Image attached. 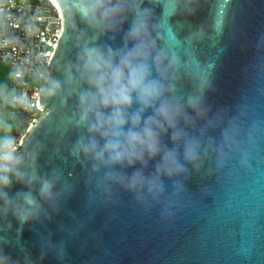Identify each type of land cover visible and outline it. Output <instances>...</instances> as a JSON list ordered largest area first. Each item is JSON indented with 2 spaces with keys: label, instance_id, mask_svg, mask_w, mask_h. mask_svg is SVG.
I'll return each mask as SVG.
<instances>
[{
  "label": "clouds",
  "instance_id": "1",
  "mask_svg": "<svg viewBox=\"0 0 264 264\" xmlns=\"http://www.w3.org/2000/svg\"><path fill=\"white\" fill-rule=\"evenodd\" d=\"M199 3L59 0L61 30L66 29L68 36L64 47L70 45L75 58L49 69L51 54L30 49L12 64L11 84H0V108L4 110L0 112V264H35L25 249L20 250L22 261H13L5 253L8 234L13 231L9 217L15 220L19 235L26 226L50 220V213L59 214L62 201L72 191L59 169L41 175L38 154L43 145L37 142L21 151L11 134L9 113L34 110V98L26 91L27 79L38 85L42 102H58L61 109L72 104L61 136L69 129L77 133L68 152L94 188L92 202L99 199L104 206H115L117 195L123 192L148 214L169 195L166 181L171 183L173 197L185 193L183 181L189 178L190 169L199 173L211 165L207 173L216 176L234 162L238 172L251 170L259 125L253 124L242 138L238 109L235 115L227 110L212 113L206 94L212 88L214 65L201 64L193 54L196 43L206 36L216 41L221 24L214 26L211 35L200 29L183 43L169 26L177 14L194 15ZM156 6L163 9L159 20L154 14ZM39 24L38 13L19 19L5 16L0 20V49L23 51L16 31L32 40L40 33ZM53 68L62 78L53 76ZM183 78L193 82L187 95L179 87ZM14 184L24 190L10 196ZM160 216L172 219L171 203L160 207ZM49 252L60 262L65 258L62 244L42 239L40 259Z\"/></svg>",
  "mask_w": 264,
  "mask_h": 264
},
{
  "label": "water",
  "instance_id": "2",
  "mask_svg": "<svg viewBox=\"0 0 264 264\" xmlns=\"http://www.w3.org/2000/svg\"><path fill=\"white\" fill-rule=\"evenodd\" d=\"M154 14L161 19L162 7L156 6ZM217 23L222 30L216 41L206 36L193 54L201 64L214 65L206 94L212 113L227 110L235 115L238 109L242 138L253 124L259 125L251 170L238 172L234 162L216 176L207 173L211 165L199 173L190 169L183 181L185 193L173 197L166 181L169 195L148 214L123 192L115 206L92 202L94 188L68 152L77 133L69 129L61 136L72 104L61 109L58 102L46 104L39 98L40 108L48 111L26 136L22 151L37 142L43 145L38 154L41 175L59 169L72 191L59 214L50 213V220L26 226L19 235L9 217L13 231L4 251L13 261H22L20 250L25 249L35 264H264V0H200L194 15L177 14L169 20L181 43L200 29L211 35ZM67 41L65 29L49 67L75 58V50L64 47ZM120 42L118 37L116 44ZM181 57L186 59L183 50ZM54 68L53 76L62 78ZM179 87L187 95L193 82L183 78ZM22 190L14 184L9 195ZM169 203L173 217L162 220L160 207ZM45 238L63 245L62 262L51 252L40 259Z\"/></svg>",
  "mask_w": 264,
  "mask_h": 264
},
{
  "label": "built area",
  "instance_id": "3",
  "mask_svg": "<svg viewBox=\"0 0 264 264\" xmlns=\"http://www.w3.org/2000/svg\"><path fill=\"white\" fill-rule=\"evenodd\" d=\"M37 13L40 17V33L37 37L32 40H25L21 31H16L15 33L24 43L23 51L20 49L13 51L11 48L0 49V66L7 67L9 72L12 64L19 62L30 49L50 53V64L64 32L61 30L64 27L63 14L52 0H0V20L5 16L19 19L20 17L36 15ZM5 56L8 57L7 61L4 60ZM26 83L28 85L26 89L28 95L34 98V110L30 113L17 112L14 115L11 114L19 121L18 131L13 136L16 137L17 146L21 151L23 150L22 144L28 133L48 111L46 108L42 110L39 106V95L36 91L38 85L30 79H27ZM8 84H11L9 79Z\"/></svg>",
  "mask_w": 264,
  "mask_h": 264
},
{
  "label": "trees",
  "instance_id": "4",
  "mask_svg": "<svg viewBox=\"0 0 264 264\" xmlns=\"http://www.w3.org/2000/svg\"><path fill=\"white\" fill-rule=\"evenodd\" d=\"M3 79L0 77V84H4V82L2 81ZM6 83V82H5ZM8 84V82H7ZM1 112H3L4 110L2 108H0ZM9 123L11 124V134L15 135L16 132L18 131V127H19V121L17 119H15L11 113H9Z\"/></svg>",
  "mask_w": 264,
  "mask_h": 264
},
{
  "label": "rangeland",
  "instance_id": "5",
  "mask_svg": "<svg viewBox=\"0 0 264 264\" xmlns=\"http://www.w3.org/2000/svg\"><path fill=\"white\" fill-rule=\"evenodd\" d=\"M8 68L4 66H0V77L3 79L2 81L5 83L8 82ZM1 112V110H0Z\"/></svg>",
  "mask_w": 264,
  "mask_h": 264
},
{
  "label": "bare ground",
  "instance_id": "6",
  "mask_svg": "<svg viewBox=\"0 0 264 264\" xmlns=\"http://www.w3.org/2000/svg\"><path fill=\"white\" fill-rule=\"evenodd\" d=\"M52 1L56 4L57 7H59V5H58V3H57L56 0H52ZM59 8H60V7H59Z\"/></svg>",
  "mask_w": 264,
  "mask_h": 264
}]
</instances>
